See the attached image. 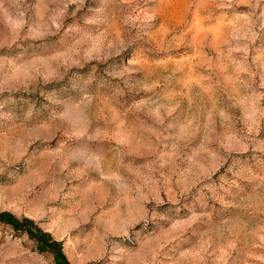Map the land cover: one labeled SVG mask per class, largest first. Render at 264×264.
Returning a JSON list of instances; mask_svg holds the SVG:
<instances>
[{
	"label": "rangeland",
	"instance_id": "obj_1",
	"mask_svg": "<svg viewBox=\"0 0 264 264\" xmlns=\"http://www.w3.org/2000/svg\"><path fill=\"white\" fill-rule=\"evenodd\" d=\"M0 264H264V0H0Z\"/></svg>",
	"mask_w": 264,
	"mask_h": 264
}]
</instances>
